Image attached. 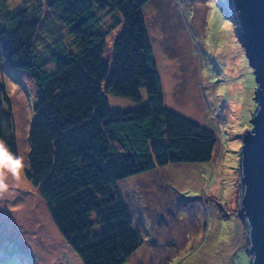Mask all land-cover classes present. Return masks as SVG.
Returning a JSON list of instances; mask_svg holds the SVG:
<instances>
[{
  "label": "trees",
  "instance_id": "16d2710c",
  "mask_svg": "<svg viewBox=\"0 0 264 264\" xmlns=\"http://www.w3.org/2000/svg\"><path fill=\"white\" fill-rule=\"evenodd\" d=\"M21 1L26 4L12 8L0 0V59L31 88L26 176L84 264H126L144 236L117 182L170 164L209 162L218 135L167 108L144 15L150 0H39L35 7ZM44 6L67 29L71 45ZM108 11L118 15L111 24L102 16ZM123 21L105 59L107 35ZM42 42L47 59L39 53ZM111 92L141 105L113 110ZM0 139L19 154L1 79Z\"/></svg>",
  "mask_w": 264,
  "mask_h": 264
},
{
  "label": "rangeland",
  "instance_id": "374dc122",
  "mask_svg": "<svg viewBox=\"0 0 264 264\" xmlns=\"http://www.w3.org/2000/svg\"><path fill=\"white\" fill-rule=\"evenodd\" d=\"M6 1L12 8L26 4ZM143 8L167 108L216 130L219 142L209 162L170 164L117 182L144 236L126 264H251L249 230L239 215V150L257 108V83L232 8L228 0H150ZM43 12H51L50 23L72 44L55 13L46 6ZM102 16L108 24L118 18L112 11ZM124 27L123 21L107 35L105 59L112 57ZM40 44L39 53L47 59L46 46ZM1 64L25 167L0 197V264H84L26 176L28 134L35 119L31 88L2 59ZM142 96L145 103V90ZM106 97L113 110L141 105L112 92Z\"/></svg>",
  "mask_w": 264,
  "mask_h": 264
},
{
  "label": "water",
  "instance_id": "95a60500",
  "mask_svg": "<svg viewBox=\"0 0 264 264\" xmlns=\"http://www.w3.org/2000/svg\"><path fill=\"white\" fill-rule=\"evenodd\" d=\"M254 71L256 111L242 133L239 215L249 230L251 264H264V0H228Z\"/></svg>",
  "mask_w": 264,
  "mask_h": 264
},
{
  "label": "clouds",
  "instance_id": "9594fccd",
  "mask_svg": "<svg viewBox=\"0 0 264 264\" xmlns=\"http://www.w3.org/2000/svg\"><path fill=\"white\" fill-rule=\"evenodd\" d=\"M25 167L24 157L13 153L0 140V197L9 193L10 181L18 182Z\"/></svg>",
  "mask_w": 264,
  "mask_h": 264
}]
</instances>
